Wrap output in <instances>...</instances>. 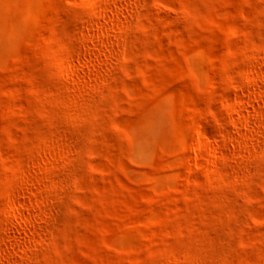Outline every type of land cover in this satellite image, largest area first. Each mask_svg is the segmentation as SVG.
I'll return each instance as SVG.
<instances>
[{"label":"rangeland","instance_id":"374dc122","mask_svg":"<svg viewBox=\"0 0 264 264\" xmlns=\"http://www.w3.org/2000/svg\"><path fill=\"white\" fill-rule=\"evenodd\" d=\"M0 264H264V0H0Z\"/></svg>","mask_w":264,"mask_h":264}]
</instances>
